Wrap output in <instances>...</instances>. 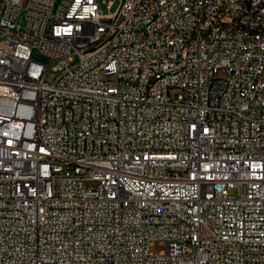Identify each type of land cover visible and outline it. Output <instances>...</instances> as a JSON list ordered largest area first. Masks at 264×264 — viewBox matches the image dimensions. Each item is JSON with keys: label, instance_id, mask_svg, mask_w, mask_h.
Masks as SVG:
<instances>
[{"label": "built area", "instance_id": "1", "mask_svg": "<svg viewBox=\"0 0 264 264\" xmlns=\"http://www.w3.org/2000/svg\"><path fill=\"white\" fill-rule=\"evenodd\" d=\"M113 1L0 0V264H264V0Z\"/></svg>", "mask_w": 264, "mask_h": 264}, {"label": "rangeland", "instance_id": "2", "mask_svg": "<svg viewBox=\"0 0 264 264\" xmlns=\"http://www.w3.org/2000/svg\"><path fill=\"white\" fill-rule=\"evenodd\" d=\"M109 0H97L98 2V5H99V9L102 11V13H106L107 12V7H106V4ZM117 4H118V1L114 0L113 1V6L111 8V12L115 10V8L117 7ZM33 58L37 61H40V62H44L46 64H50L51 63V58L46 56V55H43V54H40L38 52L34 53L33 55ZM56 75V73L54 71H49L48 75H47V79L50 81L53 79V77ZM86 185H89V186H93L95 185V183L93 182H86L85 183ZM163 249V246L156 242L154 243L151 247H150V250L157 254L158 252H160V250Z\"/></svg>", "mask_w": 264, "mask_h": 264}, {"label": "bare ground", "instance_id": "3", "mask_svg": "<svg viewBox=\"0 0 264 264\" xmlns=\"http://www.w3.org/2000/svg\"><path fill=\"white\" fill-rule=\"evenodd\" d=\"M8 73H16V66H8Z\"/></svg>", "mask_w": 264, "mask_h": 264}]
</instances>
